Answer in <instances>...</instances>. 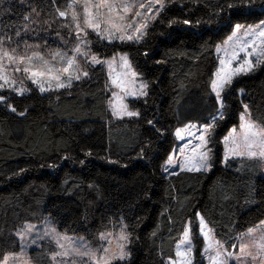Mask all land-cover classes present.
<instances>
[{"label": "trees", "instance_id": "trees-1", "mask_svg": "<svg viewBox=\"0 0 264 264\" xmlns=\"http://www.w3.org/2000/svg\"><path fill=\"white\" fill-rule=\"evenodd\" d=\"M29 2L45 9L41 15L46 19L55 7L50 0ZM223 2L165 0L166 10L140 44H101L93 37L94 51L100 49L106 59L128 53L133 67L149 82V96L129 102L132 110L141 113L139 117L120 120L111 116L107 76L100 66L90 69V78L69 90L40 94L32 89L24 96L5 91L17 111L0 103V254L19 252L14 234L26 223L51 220L60 232L83 237L96 246L100 232L110 231L111 222L123 217L134 238L126 264H164L169 256L174 257L187 224L197 242L193 264H204L197 213L229 249L235 243L230 238L264 220L260 163L231 159L223 164L221 146L223 137L238 124L243 105L249 106L253 120L264 124V67L234 80L226 96V119L219 121L211 144V171L170 176L162 171L174 147L176 129L189 122L201 125L214 112L209 84L217 69L215 48L231 34L223 25L213 24L210 30L204 25L169 28L167 22L207 20ZM64 3L57 0L61 7ZM262 4L264 0H256L252 13L237 15L236 21L256 24L264 20ZM0 5V31L15 39V27L30 10L28 3L0 0ZM55 29L53 24L51 32L41 30V35L49 38L51 49L64 48ZM197 31L204 40L177 39ZM23 38L28 43H44L35 33ZM149 140L152 148L140 158V149ZM86 152L92 156L86 157ZM48 249L44 244L32 250V262L50 264Z\"/></svg>", "mask_w": 264, "mask_h": 264}, {"label": "snow or ice", "instance_id": "snow-or-ice-1", "mask_svg": "<svg viewBox=\"0 0 264 264\" xmlns=\"http://www.w3.org/2000/svg\"><path fill=\"white\" fill-rule=\"evenodd\" d=\"M20 3H28L30 10L22 15L21 23L15 27V39L12 34L0 31V103L15 113L17 109L11 103L12 97L4 94L5 91L17 96L30 93L32 89L25 84V80L35 85L41 94L69 90L74 83L90 78V69L100 66L107 69L106 88L111 97V116L122 120L141 115L139 111L131 110L126 100L129 97L134 100L147 98L149 82L133 67L128 53L102 58L107 54L100 49L94 51L93 37L101 44H114L116 41L121 44L142 43L150 25L157 22L161 13L166 10L165 0H147L146 3L144 0H65L63 7L57 4V0H50L55 7L48 13L47 19L41 15L45 9L39 8L34 2L20 0ZM255 3L256 0H224L207 20H168L169 28L184 25L190 29H199L204 25L210 30L215 24L223 25L231 34L215 48L218 67L211 74L209 84L214 112L199 127L189 122L183 128L176 129L177 139L184 140L185 135H191L197 142L189 140L179 148V155L175 151L168 154L165 171L177 164L182 171H211L213 158L209 144L214 141L219 121L226 119V96L232 89L234 78L264 67V20L256 24H242L235 19L246 11L251 14ZM159 22L163 23L162 20ZM53 24L56 25V36L64 48L51 49L49 38L41 35V30L51 32ZM173 31L181 32L183 29L175 28ZM29 33H35L44 43H28L23 37ZM168 35L171 36V33ZM193 38L205 39L199 31L177 36L181 40ZM143 55L148 56L149 53L144 52ZM17 74L21 75V79H17ZM240 91L243 92V89ZM19 114L25 115L24 112ZM147 123L158 134L163 135L162 130L155 129L152 120ZM193 129L196 131L193 132ZM222 142L225 163L230 159L242 158L259 160L264 166V124L252 119L247 104L243 105L239 114L238 127H232ZM151 148V140L145 142L140 149V158ZM85 156L91 157L92 153L86 152ZM80 163L84 165L85 161L81 160ZM197 216L199 233L204 240L201 255L209 264H264V220L230 238L239 241V244L237 246V243H232V250H229L227 242L216 238L214 229L204 217L199 213ZM111 223L110 231L100 232L99 244L96 246L83 237L69 236L66 232L58 231L51 221H46L41 230H37L36 225L26 223L14 234L18 240L19 252L0 254V264H31L26 247H39L45 241L54 245L48 253L51 264H126L131 259L129 246L133 242V234L123 217L118 218V223ZM191 236L189 224L176 244L175 256H169L164 264H193Z\"/></svg>", "mask_w": 264, "mask_h": 264}, {"label": "rangeland", "instance_id": "rangeland-1", "mask_svg": "<svg viewBox=\"0 0 264 264\" xmlns=\"http://www.w3.org/2000/svg\"><path fill=\"white\" fill-rule=\"evenodd\" d=\"M144 2L146 3L147 2V0H144ZM227 39V38H226ZM225 39V40H226ZM224 41V40H223ZM116 42H119V41H116ZM105 43H107V42H105ZM222 42H220L219 44H221ZM108 44V43H107ZM218 45V44H217ZM120 53H118V54H116L117 56L119 55ZM215 54H216V57H217V53H216V50H215ZM241 56H243V54H241ZM102 58H104V57H102ZM106 59V58H105ZM234 66H235V64H234ZM217 67H218V58H217ZM105 69V73L107 72V69L106 68H104ZM120 69H119V67H117V71H119ZM107 76V75H106ZM239 76H241V75H239ZM238 77V76H237ZM237 77H235L234 78V80L237 78ZM17 79L19 80V79H21V75L20 74H17ZM234 80H233V82H234ZM25 84L27 85V86H29L31 89H35V90H37L38 91V89L36 88V86L35 85H31V83L29 82V81H26L25 80ZM39 92V91H38ZM11 94H14V93H11ZM27 94H29V93H26L25 95H27ZM41 94V93H40ZM43 94H45V93H43ZM15 95V94H14ZM17 96V95H16ZM110 99H111V97H110ZM141 99V98H140ZM132 100H134L133 98H131V97H129V98H127V100H126V102L129 104V102L130 101H132ZM139 100V99H138ZM110 101V100H109ZM130 107V106H129ZM131 109V108H130ZM132 110V109H131ZM108 111H109V113L111 114V108H110V103L108 102ZM134 111V110H133ZM132 118H134V117H132ZM114 119H116V118H114ZM124 119H129V117H125ZM198 127L200 126L199 124H196ZM238 125H239V122H238V124L236 125V126H234V127H238ZM183 128V127H182ZM193 132H195L196 131V129H193L192 130ZM230 131V130H229ZM228 131V132H229ZM228 134V133H227ZM226 134V135H227ZM174 140H175V143H174V147H173V149H172V151H171V153L173 152V151H175L176 152V154L177 155H179V148L180 147H183L185 144H187L188 143V141L189 140H191L192 141V143H196L197 141L193 138V136H191V135H185V139L184 140H179V139H177L176 138V136H175V132H174ZM223 139L221 140V146H222V162H223V164H225V162H224V145H223ZM211 144L212 143H210L209 144V147L212 149V147H211ZM170 153V154H171ZM236 159H242V158H236ZM231 160V159H230ZM254 161H258L259 163H260V166H261V171H262V177H264V166H262L261 165V162L259 161V160H254ZM164 165H165V163H164ZM164 165H163V168H162V171H163V173H164V175H166V176H170V175H175V174H177V173H180V172H188V171H182L181 169H180V167H179V165L177 164L176 166H174V167H171V168H169L167 171H165V169H164ZM207 172H209V171H207ZM207 172H205V171H202V173H207ZM46 221H51V220H45L44 222H42V223H40V224H33V225H36L37 226V230H41L44 226H45V222ZM52 222V221H51ZM31 224V223H30ZM53 224V223H52ZM197 224H198V235H199V237H200V239H201V246H200V256H201V258H202V260H203V262H204V264H209V262H208V260L206 259V258H204L202 255H201V251H202V249H203V246H204V240H203V237L200 235V233H199V216H197ZM54 225V224H53ZM187 225H189V224H187ZM55 226V225H54ZM56 227V226H55ZM22 228V227H21ZM57 228V227H56ZM57 230H58V228H57ZM59 231V230H58ZM69 236H74V235H69ZM75 237H80V236H75ZM182 238V236L180 237V239ZM85 239V238H84ZM179 239V240H180ZM191 239H192V244H193V262H194V260H195V254H196V249H197V242H196V240L194 239V235H193V233H192V236H191ZM86 240V239H85ZM179 242V241H178ZM177 242V243H178ZM235 243H237V246H238V244H239V241H237V240H235ZM46 245V246H48L50 249H52L53 247H54V245H52V244H49L48 242H42L41 243V245L38 247V246H36V245H32V246H30V247H26V249H25V251H26V253H27V256L30 258V252L32 251V250H37V249H40L43 245ZM50 249H48V253H49V250ZM229 250H232L231 248L229 249ZM175 251H176V247H175ZM48 253H47V257H48V260H49V256H48ZM174 256H175V253H174ZM31 260V259H30ZM49 263L51 264V262H50V260H49ZM31 264H34L33 262H32V260H31Z\"/></svg>", "mask_w": 264, "mask_h": 264}]
</instances>
